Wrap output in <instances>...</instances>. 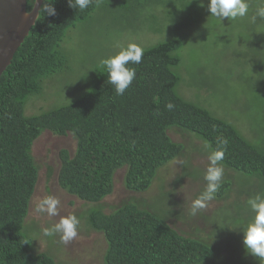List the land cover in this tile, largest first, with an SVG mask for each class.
Wrapping results in <instances>:
<instances>
[{
    "label": "trees",
    "instance_id": "16d2710c",
    "mask_svg": "<svg viewBox=\"0 0 264 264\" xmlns=\"http://www.w3.org/2000/svg\"><path fill=\"white\" fill-rule=\"evenodd\" d=\"M44 2L53 3L56 15L40 11L0 78V264H57L50 255L33 251V238L25 227L39 178L32 148L46 131L58 137L71 134L76 140L73 155L67 150L59 153L58 184L70 196L94 205L83 218L90 230L105 238L104 264L220 263L222 256L215 247L187 238L168 224L164 213L169 211L142 209L132 203L105 213L102 203L113 195L118 171L125 170L123 185L128 192L142 194L152 187L162 168L182 155L184 146L169 136L172 128L202 141L210 154L224 151L218 165L239 175L247 185L257 182L264 194V18L256 17L261 0H247L248 14L235 20L210 16L209 0H92L83 11L70 8L67 0ZM35 3L28 0V13ZM98 13L113 14L129 30L160 36L155 44L142 49L141 63H129L135 70L131 85L123 95H117L101 66L89 90L78 99L26 116L27 101L43 92L44 80L69 68V57L62 49L67 32ZM217 26L225 32L237 27V36L227 41L234 46L232 69L207 74L199 51L186 71L196 90L220 87L238 96L234 101L251 122L253 141L232 123L177 92L182 83L179 71L187 60L182 55L185 48L195 51L205 46L215 37ZM192 29L196 34L188 41L184 34ZM216 60L207 58L204 63L211 65ZM238 75L245 80L233 83ZM195 81H201L202 89ZM168 104L173 107L169 109ZM223 139L226 146L221 144ZM232 187V182L220 181L214 198L226 200ZM239 207L237 222L224 221L221 228L219 220L218 231L225 232L229 245H236L238 236L243 244L242 231L253 219L249 214L241 218Z\"/></svg>",
    "mask_w": 264,
    "mask_h": 264
},
{
    "label": "rangeland",
    "instance_id": "374dc122",
    "mask_svg": "<svg viewBox=\"0 0 264 264\" xmlns=\"http://www.w3.org/2000/svg\"><path fill=\"white\" fill-rule=\"evenodd\" d=\"M123 24L116 21L113 14L98 13L89 22L70 29L62 44L65 56L69 57V68L44 80L43 92L32 96L27 101L26 116H37L72 103L89 90L97 69L103 66L102 59L115 55L121 47H126L129 43H136L143 49L152 46L160 38L159 35L148 31L129 30ZM234 28L232 31L225 32L217 26L215 37L211 38L205 46L195 51H190V47L185 48L182 55L187 60L179 71L182 83L177 92L184 99L200 104L215 117L232 123L248 140L253 141L254 133L251 122L244 118L239 104H235L234 100L238 96H232L220 87L213 91L196 90L194 82L186 71L191 60L199 55V51L202 53L199 60L206 67L207 74L212 71L218 73L221 69H232L230 60L234 53V46L231 44L230 47L227 41H232L237 36V27ZM193 29L184 34L188 41H191L196 34V30ZM197 41L195 39L193 47ZM207 58L208 61L217 60L212 61L210 65V63H204ZM234 77L233 83L234 80L237 82L245 80L239 75V78ZM232 80L227 79L226 81L232 82ZM195 85L202 89L201 81H195ZM243 99L244 96H241L240 100L243 101ZM169 136L175 143L184 146L182 155L162 168L152 187L142 194L128 192L123 185L125 170L118 171L114 176V193L102 203L103 211L110 213L123 205L132 203L142 209L153 207L158 211H169L168 215L166 213L164 215L168 224L179 234L205 241L218 250V255L222 258L217 264H264L258 258L246 253L244 245L238 242L241 238L238 236L240 235L238 230V239L234 241L237 246L229 245L224 235L225 232L218 231L219 220L221 228L224 221H227V224H233L231 220L237 222L238 216L235 212H238L237 207L239 206H242L239 207L242 213L241 218L247 217L244 214L254 217L248 201L258 195L264 197L262 191H259V184L250 182L247 185L242 182L239 175L221 166L223 168L221 182L228 181L234 185L231 193L226 200L214 198L208 201L206 207L200 209L196 215H192L191 203L205 190L207 185L204 176L210 166L208 159L210 152L202 141L179 129L172 128ZM76 146V140L71 134L58 137L49 131L44 132L35 141L32 156L39 168V178L25 227L33 238V251L50 255L57 264H104L107 250L105 238L102 234L90 230L83 218L85 212L94 205L84 204L70 196L58 184L59 153L67 150L73 155ZM48 196L59 201L54 216L36 211L40 201ZM69 215H75L79 220L76 238L64 244L60 241L59 235H43V228H51L59 222L61 217Z\"/></svg>",
    "mask_w": 264,
    "mask_h": 264
},
{
    "label": "clouds",
    "instance_id": "9594fccd",
    "mask_svg": "<svg viewBox=\"0 0 264 264\" xmlns=\"http://www.w3.org/2000/svg\"><path fill=\"white\" fill-rule=\"evenodd\" d=\"M92 0H67L68 6L72 9L83 11L88 8ZM207 9L210 16L218 19L235 20L243 18L248 14L249 4L247 0H209ZM41 10L47 15H56L53 3L44 2ZM40 10V11H41ZM256 17L264 18V0H261V6L256 10ZM255 18V17H254ZM143 50L136 43H129L126 47H121L120 51L115 55L102 59L101 64L107 72V81L114 86L117 95H123L135 78V70L128 67L129 63L139 64L142 62ZM167 107L171 109L172 104ZM223 146L227 145V140L221 141ZM224 157V151H213L208 159L210 166L207 168L204 179L207 181L205 190L191 203V214L196 213L206 207V203L214 198L215 192L218 190L220 181L223 176V168L218 166ZM58 199L48 196L36 207L38 213H47L50 216L56 215ZM254 217L243 232V245L246 253L258 258L264 262V197L255 196L248 201ZM79 220L75 215L61 217L59 222L51 228H43L42 232L45 236L59 235L60 241L64 244L69 243L77 237Z\"/></svg>",
    "mask_w": 264,
    "mask_h": 264
},
{
    "label": "water",
    "instance_id": "95a60500",
    "mask_svg": "<svg viewBox=\"0 0 264 264\" xmlns=\"http://www.w3.org/2000/svg\"><path fill=\"white\" fill-rule=\"evenodd\" d=\"M44 0L28 13V0H0V78L35 26Z\"/></svg>",
    "mask_w": 264,
    "mask_h": 264
}]
</instances>
